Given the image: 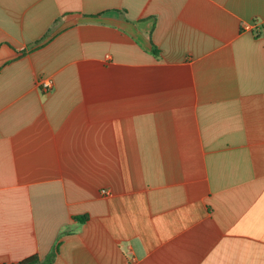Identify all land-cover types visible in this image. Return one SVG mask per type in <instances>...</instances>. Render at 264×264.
<instances>
[{
  "label": "crops",
  "instance_id": "1",
  "mask_svg": "<svg viewBox=\"0 0 264 264\" xmlns=\"http://www.w3.org/2000/svg\"><path fill=\"white\" fill-rule=\"evenodd\" d=\"M258 25L264 0H0V264H264Z\"/></svg>",
  "mask_w": 264,
  "mask_h": 264
},
{
  "label": "built area",
  "instance_id": "2",
  "mask_svg": "<svg viewBox=\"0 0 264 264\" xmlns=\"http://www.w3.org/2000/svg\"><path fill=\"white\" fill-rule=\"evenodd\" d=\"M253 30L255 31L256 35L264 34V26H255ZM37 86L43 93H49L54 88V82L51 78L42 77L37 80ZM103 193L107 194L106 191H103Z\"/></svg>",
  "mask_w": 264,
  "mask_h": 264
},
{
  "label": "trees",
  "instance_id": "3",
  "mask_svg": "<svg viewBox=\"0 0 264 264\" xmlns=\"http://www.w3.org/2000/svg\"><path fill=\"white\" fill-rule=\"evenodd\" d=\"M155 52H157L156 48H155ZM57 253H58V249L56 247L54 251L44 261H41L38 256H34L28 259H25L24 261L17 263V264H53L57 256Z\"/></svg>",
  "mask_w": 264,
  "mask_h": 264
}]
</instances>
